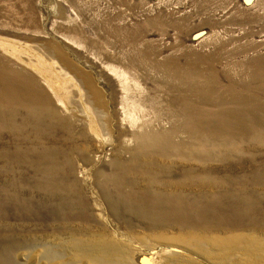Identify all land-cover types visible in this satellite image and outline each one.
Segmentation results:
<instances>
[{
  "label": "rangeland",
  "instance_id": "rangeland-1",
  "mask_svg": "<svg viewBox=\"0 0 264 264\" xmlns=\"http://www.w3.org/2000/svg\"><path fill=\"white\" fill-rule=\"evenodd\" d=\"M0 57L36 83L0 108V264H264V0H0Z\"/></svg>",
  "mask_w": 264,
  "mask_h": 264
},
{
  "label": "bare ground",
  "instance_id": "bare-ground-1",
  "mask_svg": "<svg viewBox=\"0 0 264 264\" xmlns=\"http://www.w3.org/2000/svg\"><path fill=\"white\" fill-rule=\"evenodd\" d=\"M15 61V60H14ZM9 62V61H8ZM6 59L1 58L0 57V108L3 107V109H7L6 113L13 115L16 111V106L19 105H25L24 100L25 98H21L23 96H25L26 94V101L27 103V108L30 109H34L36 107V105L34 106V99L35 97L33 96V89L29 90L28 85L30 86H34L36 85L35 80L33 78H29L27 77L22 71H20L19 69L17 70L12 62L8 63ZM16 62V61H15ZM194 66L196 67V65L194 64ZM190 67V66H181V68L178 67H170L168 68V71H170V75L169 77L174 79L175 77L179 80H183V78H188L189 81V85H187V92L188 94H186L185 96H183L181 94V84L178 82V80L175 78L176 82H177V89H176V95L178 99H181L178 102L180 105L183 106V108L186 111H189V115L190 114H194V113H198V109H201V105L200 104H206L207 100L205 101V97L204 98H200L198 96V88L197 85L194 83L195 81V77L197 76V67ZM254 79L257 80H261L264 79V71L261 73L259 71H256L255 74H253ZM182 82V81H181ZM21 83H23L24 85H26L25 87H23L21 85ZM55 91L61 96V91L59 89V87L57 85H53ZM67 91L69 92H75V87L73 89V85L69 84L66 87ZM211 90V88H209ZM68 96L65 97H61L63 98V100L60 102L63 103L64 106H67L69 109L72 108V106H76L77 105V98L75 99L76 96L73 93V96H70L71 93H67ZM59 98V97H58ZM60 99V98H59ZM201 99L204 100V102L200 101ZM48 100V98L46 97L44 99V102H46ZM172 101V100H171ZM239 103H243L240 100H237ZM86 102L89 104V102L86 100ZM173 102V101H172ZM174 103H177V101H174ZM208 104V103H207ZM88 109L90 110V112L86 111L84 112V114L87 117L88 120L91 119V125H92V129H94L97 132H101V129L98 128L99 126V120L101 118V114H99L97 111L93 110L92 106L89 105ZM56 113V111L53 109V113ZM199 114V113H198ZM199 119V118H198ZM191 122V120L189 121ZM194 125V124H191ZM119 133H121V135L126 134L127 130L123 129L122 127L118 128ZM130 135L133 136L134 139L138 140V143L136 144L135 148L133 149V151H137L140 150L141 154L143 155H147L148 154V138H145V136L141 133V132H137L134 130H128ZM194 136V135H193ZM125 149H127V147H125ZM143 156H141L142 158ZM138 159H136L135 164H139ZM134 162V161H133ZM142 168V167H141ZM177 185V184H176ZM174 187V189H176L179 186H171ZM181 187V186H180ZM123 193V192H122ZM125 199V198H124ZM130 202H128L126 204L127 209H129V211H133V213L136 211L137 214L141 215V216H148V205L145 206V208H136L135 209V205H133V201L134 199H130L128 198ZM114 208V207H113ZM209 253V252H208ZM210 255V254H208ZM145 259V258H144ZM121 259H119L118 263H120ZM144 260L139 261L141 264H144L143 262ZM137 263V262H136ZM139 263V264H140Z\"/></svg>",
  "mask_w": 264,
  "mask_h": 264
}]
</instances>
